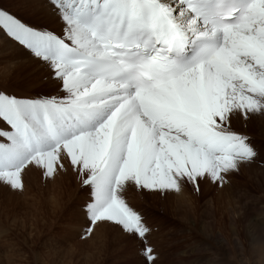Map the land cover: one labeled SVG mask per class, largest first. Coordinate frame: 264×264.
<instances>
[{
	"label": "rangeland",
	"instance_id": "obj_1",
	"mask_svg": "<svg viewBox=\"0 0 264 264\" xmlns=\"http://www.w3.org/2000/svg\"><path fill=\"white\" fill-rule=\"evenodd\" d=\"M25 6L23 0H0V12L7 9L8 16L16 21L20 18L19 25L6 21L14 28L0 27L30 55L51 59L40 51L46 41L78 44L70 33L40 14H31ZM263 17L256 23L264 25ZM252 55L255 60L249 56L245 65L258 64L264 70V46H257ZM0 62L1 68L5 61ZM31 72L19 68L8 80L0 76L6 82H0V98L5 102L0 101V221L18 235L9 239L10 246L0 244L1 264H195L200 257L221 264L225 259L236 261L264 252V131L257 125L263 119L260 98L264 91L253 80L243 84L244 89L251 86L252 103L240 123L226 119L215 102L214 111L210 104L202 105L197 95L183 99L176 92L157 98L161 104L180 106L187 114L176 113L182 129L157 128L156 132L170 134L205 154L191 155L169 147L173 152L169 158L159 134L137 131L131 122L140 115L138 109L130 118L117 109L129 103L127 97L103 102L108 112L91 129L42 151H26L18 126L40 131L43 113L55 119L72 109L84 114L96 111L90 110L95 104L84 103L90 93L80 94L84 81L49 86ZM107 93L117 91L107 89ZM86 134L91 136L85 138ZM222 148L228 149L226 154ZM159 155L171 159L164 166L169 174L164 184L161 177L165 174L155 165ZM225 156L232 160H223ZM185 187L192 197L190 207L182 201L180 191ZM233 235L243 257L236 253ZM26 238L29 242L21 249ZM223 246L228 247L227 253Z\"/></svg>",
	"mask_w": 264,
	"mask_h": 264
},
{
	"label": "bare ground",
	"instance_id": "obj_2",
	"mask_svg": "<svg viewBox=\"0 0 264 264\" xmlns=\"http://www.w3.org/2000/svg\"><path fill=\"white\" fill-rule=\"evenodd\" d=\"M158 1H160V0H158ZM162 1L168 6H171L173 8L177 7L176 4L172 0H162ZM23 2L26 5L25 7L30 9V11L32 12L31 14H33V12L40 14L47 21L55 23L57 25V27L59 28V30L65 31L68 34L70 33V35L75 37V40L78 44L72 45L74 48L80 49L81 51H87V49H89L92 51V54H101V52H100L99 48L97 47L95 41L90 39L88 34L85 33L83 31V29L77 23H75L69 16H67L65 12L62 13L61 8L58 5H56V3L53 0H23ZM261 3L264 5V0H261ZM9 11L6 9V12H0V22L2 20L0 25L4 26L5 29L6 28L10 29L12 27L8 23L5 24L6 21H9L10 23H13L14 25H19L17 21H19L20 18H18L17 21L13 17L11 18L10 16H8ZM3 17L6 19H4ZM175 19H176L177 24L179 26H181V28L185 32V34H187V31L184 28V26H187V27L191 26L192 27L191 30H192V32H194L193 34H195V35H202L204 33H208V31L210 30V28L208 26L201 24V23H197L196 20L194 18H192L190 15H188L186 12H184L182 10V8H177V13L175 15ZM1 27H0V60L5 61V65L0 68V76L2 77V79H3V77H4V79L10 77L14 73H16L17 70H19V68H24L26 70H29L30 72L32 71L31 72L32 75L35 76V78H37V80H39V82L42 81V83L47 84L49 86H59L61 84H68L69 85L71 83H73V85H75L76 83H78V80L80 79V80L84 81V83H81V84H83L84 88L80 94H82V93L84 94L87 92L90 93L89 94V100L85 99L84 103L86 102V104H91V103L95 104V107L97 108L96 111H105L106 110L108 112V108L104 107L101 104L103 102H108L109 100H111V102H113L115 98H121V97H123V98L127 97L129 100V103L128 104L122 103L117 107V109L123 110L125 115L127 114L129 116V118L131 117V115H133V113H135V111H137V106L134 104V101L129 94L128 88H126L124 86H118V85H115L112 83H108L107 81L96 80V79L93 80L86 75L83 76L80 73L73 72L66 65L60 64L53 59H48L43 55L42 56L41 55H30V53H29L30 51L28 52V51L24 50V48L21 46V44H18L17 42L12 41L7 36H5L4 35L5 33H3V31L1 30ZM12 28H14V27H12ZM254 31H257V29H255ZM6 33H10V32L6 31ZM252 33H253V31L252 32H243L242 31L239 33V35L245 40V42L248 46L253 45V47H251V49H253V50L257 49V46L261 47V49H262V46H264V42L262 41L261 38H256ZM191 36H194V35H191ZM24 41L27 42L26 40H24ZM223 59L226 62L227 67L229 68V71H230V72L228 71L229 76H226V77L225 76H219L216 73L212 72L208 66L199 67L197 69L192 70L191 72H188L185 75L184 79H178L176 84H175V90L171 94L173 95L176 92L177 93L179 92V96H181L183 99L188 98V96L193 97V95H197L200 98V100L204 103L202 105L206 106V103L210 104L209 107L212 111L215 110V108H216L215 103H217L218 106L221 108V110L224 111V113H225L224 115L226 116V117L225 116L224 117L226 119H231V120L236 121L237 123H240L246 118V113H244V111L246 112L247 106L252 103L251 101L249 102L250 97L248 96V90L251 86L249 84L244 89L243 84H246V82H248L249 80H253L250 82L251 83L253 82L255 85L259 86V88H261L264 91V70L262 68H260L261 65L259 67L258 64L253 65L252 68H250L249 64L245 65V59L244 58H232V57L228 56L226 53H223ZM250 60H255V56L251 55ZM253 63H255V61ZM230 76L233 77V80L235 82H229L230 80H228V77H230ZM20 77H22V76H20ZM5 80H8V79H5ZM246 80H248V81H246ZM82 81H80V82H82ZM85 81L89 84L88 86L86 85ZM0 82L6 83L4 80H0ZM116 87L118 90L117 94L110 95L109 93H107V89L112 91ZM96 90H98V91L100 90V92L99 93H95V92L93 93V91H96ZM12 91H13V89H12ZM13 92H15L16 94L19 93L18 91H13ZM19 95H21V94L19 93ZM163 96H164V94L162 91H159L155 94L156 98H161ZM104 97H108V98L105 99V101H103L102 98H104ZM227 97H229V98L227 99ZM225 98H226V100H225ZM2 99L3 98H0V101L3 104H5L4 99L3 100ZM162 99H164V98H162ZM260 99H261L260 102L262 103L261 106H264V98H260ZM191 100H193V99H191ZM191 103L192 102H190V104ZM90 106H92V105H90ZM40 111H41V109L40 110L38 109L37 111H35L36 117H37L38 113H40ZM262 117H263V119L259 120L257 122V125L259 124V126L261 127V130H260L261 133H263V131H264V114L262 115ZM25 118H28V117L26 116ZM54 120L59 122L58 117L55 118ZM24 121L25 120H23V122ZM132 121H134L136 123L135 126H136L137 131H142V133H144V132H146V133L154 132L155 133L157 131L156 130L157 127L154 126L153 124H151L150 121H148L147 119L143 118L141 116V114L136 115L135 117H132L131 122ZM207 121L214 122V119L213 118H207ZM34 122H32V123L34 124ZM39 127H40V125H39ZM159 129H161V128H159ZM40 131L42 132V130H40ZM156 133L159 134V139L161 141L160 143H162L161 147L166 152L169 153V158L171 156L170 154H173V152L171 150L176 151V150H178V148H182L186 152L188 151L191 155H193V154L194 155L200 154L202 156L205 155L203 153H200L201 151L197 152L196 149L193 146H191L190 144L179 141L178 139H174L172 137V135H170V134L164 133L162 131H158ZM83 136L85 138H89L91 135L86 134ZM227 139H229V138H227ZM187 141H188V139H187ZM215 141L213 140V142H215ZM225 144H226V142H225ZM231 144H233V143H231ZM169 147H171V150ZM162 148H161V151H162ZM226 150H228V149L223 150V148H222L221 153L226 154ZM160 155H161V153H160ZM160 155L157 156V159L155 161V165L158 166L157 168L162 169V171L165 174V175H162V177H161V181L164 184L165 183L164 182L165 177L169 176L168 172L165 171V168H164V166L167 164L166 161L169 158H168V156L167 157H161ZM226 156H225V158H223V160L224 159H225V161L232 160L230 158H227ZM168 161H171V159H169ZM263 170H264V168H263ZM169 184L170 183H168L166 186H168ZM169 187H171V185ZM180 192L183 195L182 201L188 207H190V205L193 202L192 197L190 196V192L188 191V189L186 187L183 188V191H180ZM209 201L212 202V198ZM263 218L264 217H262V219ZM208 220H210V219H208ZM214 222L215 221H212V219H211L210 225H214ZM211 229H213V228H211ZM2 237L4 238V240L2 239ZM38 237L39 236H37L35 238H38ZM16 238H18V235H15V231L13 229L5 228L3 225V222L0 221V244L9 245L10 242H8V241H10L12 239L15 240ZM234 238H235V244L237 246L236 253L238 254V257H243L242 256L243 254L241 255V252H240L241 247L239 245H237L238 239L235 236H234ZM220 239H222L223 243L226 244L225 241H227V240H225L224 237H222ZM22 242H21L22 243L21 249L26 247L29 240L26 238ZM30 242H32V241H30ZM15 243L16 242H12V244L14 246L15 245L17 246L18 243L17 244H15ZM34 244H36V243H34ZM0 247H1V245H0ZM219 247H220V245H219ZM259 247H261V246H259ZM227 248H228L227 246H223L222 250L227 253V250H226ZM194 249H196V248H194ZM11 262L12 261H10V263ZM196 263L197 264H218L216 261L207 260V257L196 258L195 264ZM7 264H9V261L7 262ZM221 264H264V252L262 251L261 254H260V252L258 254L256 253L255 257H249L247 259L240 258L236 261H231L230 259H225V260H223V262Z\"/></svg>",
	"mask_w": 264,
	"mask_h": 264
}]
</instances>
